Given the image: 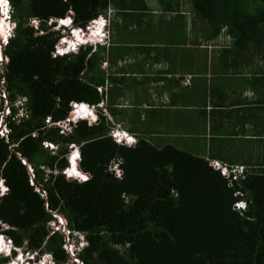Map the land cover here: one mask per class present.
Listing matches in <instances>:
<instances>
[{"label":"trees","instance_id":"obj_1","mask_svg":"<svg viewBox=\"0 0 264 264\" xmlns=\"http://www.w3.org/2000/svg\"><path fill=\"white\" fill-rule=\"evenodd\" d=\"M110 2L8 0L15 25L4 46L11 112L7 139L0 137V181L7 188L0 196L1 233L17 248L50 254V264L71 258L65 232L49 224L55 215L64 219L70 241L74 233L83 236L75 252L82 264H264L263 171L243 167L233 179L185 149L180 137L157 143L147 137L149 115L144 126L137 123L139 101L127 96L133 65L117 66L125 46H113L125 42L126 25L111 26L103 43L53 55L65 35L56 19L72 12L73 25L85 28ZM189 3L213 27L211 38L225 26L231 48L264 43V0ZM18 97H25L22 117L13 106ZM72 103L94 107L97 121L78 119L67 130L45 122L66 120ZM85 111L78 107L80 115ZM117 123L132 133L131 145L113 137ZM75 147L80 170L75 152L70 172L89 174L83 181L63 173Z\"/></svg>","mask_w":264,"mask_h":264},{"label":"crops","instance_id":"obj_2","mask_svg":"<svg viewBox=\"0 0 264 264\" xmlns=\"http://www.w3.org/2000/svg\"><path fill=\"white\" fill-rule=\"evenodd\" d=\"M97 18L106 19V39L114 24L127 26L130 36L113 46H125L117 66L133 65L127 96L139 101L137 123L149 115L148 138L180 137L209 161L264 173V43L231 48L225 26L211 38L189 0H111ZM115 128L132 135L122 123Z\"/></svg>","mask_w":264,"mask_h":264},{"label":"built area","instance_id":"obj_3","mask_svg":"<svg viewBox=\"0 0 264 264\" xmlns=\"http://www.w3.org/2000/svg\"><path fill=\"white\" fill-rule=\"evenodd\" d=\"M4 2L1 3V6L2 7L4 4H8V0H2ZM6 1V3H5ZM10 6V5H9ZM0 15L1 17L0 18H4V20H7L9 21L10 23H12V28L9 29V26L7 25L5 28L6 30H8V34H7V39L12 35V30L14 28V22L13 20L11 19L10 17V11H8L7 13H2L0 12ZM32 24L34 26H37L38 24V19H32L31 20ZM96 22L95 20H92L90 21L84 29L82 28H78L76 30H74L77 34L80 35V38L82 39L83 42H87L88 40L90 41V39L88 37H85L87 35V31L91 29V26L93 25V23ZM49 23V22H48ZM93 27V26H92ZM6 32V31H5ZM63 40V41H62ZM66 41H69L67 36L65 37H61L59 42L57 43L56 47H55V50L53 52V55H61V54H64L70 50H74V49H77V46H75V41H73V44L69 45ZM88 41V42H89ZM64 42V43H63ZM70 42V41H69ZM5 46V43H4V36L2 38H0V47H4ZM0 63L2 62V50H0ZM3 75V68L1 66V69H0V107L3 109V111L1 112V118H0V137H3L4 139H7V135H8V132H9V128L7 127L6 125V121H5V118L9 115V113L11 112L10 111V102H9V99H8V92L5 91V80H4V77L2 76ZM24 101H25V97H18L14 102H13V106L15 107L16 109V116L17 117H22L23 115H25V111L23 109V104H24ZM72 110L70 112V115L68 116V118L62 122H55V123H50V120L49 118H47L45 120V122L47 124H54V125H57V126H60L62 127L63 129L67 130V129H70V122L74 123L77 119H82L84 117H87L90 122H95L97 121V117H93L91 118L90 115H91V112H94L95 113V109L94 107H91L92 109H88V112H85L83 114L82 117L80 118H73L74 115H72L73 111L76 110L77 107H81L83 104L82 103H72ZM85 106V105H84ZM86 107V106H85ZM87 109V107H86ZM113 136L116 138V140L118 142H122L121 138H120V134L119 133H116V132H113ZM134 141V138L131 137V136H127V141L126 143L127 144H131L132 142ZM124 142V141H123ZM211 164L217 168V169H220L221 170V173L225 176H228L230 173L233 175L232 178L235 179L237 175H239L242 171H243V166H228L227 164L225 163H220L219 161H212ZM114 169L116 171V174L119 175L120 174V170L118 169V167L116 166V164L114 165ZM84 178L86 177L85 174L83 175ZM4 189H7L6 187H4ZM239 205H243V204H239ZM238 206V205H237ZM56 216V215H55ZM57 217V221H54V222H50V226L54 229V230H60V231H64L65 232V236H66V244H65V248L67 250V253L70 255V260H69V263L71 264V262H74L75 264H82L76 257V250H75V246L73 244H71L72 241H70L69 237H68V230L63 227V225H65V221L62 217L60 216H56ZM58 224H55L57 223ZM62 229V230H61ZM85 244L84 242V239H83V236L81 235V246ZM46 258L48 259H51V255L50 254H46Z\"/></svg>","mask_w":264,"mask_h":264},{"label":"clouds","instance_id":"obj_4","mask_svg":"<svg viewBox=\"0 0 264 264\" xmlns=\"http://www.w3.org/2000/svg\"><path fill=\"white\" fill-rule=\"evenodd\" d=\"M9 11V3L8 4H4L3 5V7H0V12H2V13H7ZM71 13V16L69 17V16H65L64 18H62V19H56L55 20V22H56V27H57V29H60V30H63V34H65V35H63L62 37H65V36H67V38H68V40L70 41H68V44L69 45H71V44H73V41H75V46H77V49H74V50H70V51H68V52H66V53H69V52H76V51H78V49L80 48V46H82V45H86V44H97V43H103L104 41H105V30H106V19H104V21L102 22V23H100V20L98 19V18H95V19H93V20H95L96 22H94L93 23V27H91V29H90V34L89 35H92L93 36V39L92 40H88L87 42H83L82 41V39L80 38V35L79 34H77L74 30H76V29H78V28H82V27H78V26H74L73 25V23H72V18H73V14H72V12H70ZM0 17H1V15H0ZM5 17H3V18H0V27H2L3 26V19H4ZM62 21H67L66 23H61ZM82 29H84V28H82ZM96 39V41H94ZM4 43L6 44L7 43V33H5L4 34ZM65 54V53H64ZM83 104V103H82ZM83 105H85L86 107H87V112H88V109H92L90 106H88L87 104H83ZM90 116H92V117H97V115H96V113H94V112H91V115ZM78 118H80V117H78ZM82 119H88L87 117H84V118H82ZM112 132H116V133H119V131L118 130H113ZM120 134V133H119ZM113 135V134H112ZM127 136H131V137H133L132 135H129V134H123V135H121L120 134V138H121V140H122V142H119V143H125V144H127L126 143V141H127ZM114 137V136H113ZM124 141V142H123ZM118 142V141H117ZM134 142V141H133ZM132 142V143H133ZM131 143V144H132ZM131 144H127V145H131ZM50 146H52V145H50ZM78 149H77V147H75L74 148V151L73 152H71L72 154L74 153V152H76L77 153V157H78V153H79V151H77ZM72 154H70L69 155V167H67L64 171H63V173L66 175V177L67 178H71V179H80V181H83V180H85V178H82V176L80 175H78V176H72L71 177V175H69V173H68V171L72 168V164H71V161H70V156L72 155ZM76 157V158H77ZM220 163H222V162H220ZM78 164V163H77ZM239 166V165H238ZM78 173H80L79 171H77ZM81 174L82 175H84V174H87V173H82L81 172ZM86 179H87V177H86ZM4 187H5V185L3 184V182L2 181H0V196L1 195H3L5 192H7V189H4ZM1 188H3V190L1 189ZM0 226L1 227H4L1 223H0ZM0 237L1 238H4V239H2V242H1V244H0V257H6V258H8V261L11 259V258H13V257H15L16 255H21V252L20 251H24V253L25 254H28V255H30V256H35L36 257V259L38 258V259H40L41 257H44L46 260H47V264H50L51 263V260L50 259H48V258H46V254H43V255H38L36 252H29V251H25L23 248H17L13 243H12V241H11V239L10 238H8L6 235H4L3 233H1L0 232ZM6 240V241H5ZM76 248H75V250L77 251V250H79L80 249V246L81 245H79V243L78 244H73ZM84 245V244H83ZM82 245V246H83ZM13 252H15V255L13 254ZM17 252H18V254H17ZM34 257V258H35ZM31 259H33V257L31 258ZM8 261L7 262H3V263H0V264H6V263H8ZM9 264V263H8Z\"/></svg>","mask_w":264,"mask_h":264},{"label":"rangeland","instance_id":"obj_5","mask_svg":"<svg viewBox=\"0 0 264 264\" xmlns=\"http://www.w3.org/2000/svg\"><path fill=\"white\" fill-rule=\"evenodd\" d=\"M2 2H4V1H2V0H0V6H1V3ZM5 3H6V1H5ZM3 7V6H2ZM9 11H10V6H9ZM195 12V11H194ZM200 19H203V18H200ZM61 23H66V21H62ZM9 26V29L10 28H12V23H10L9 21H7V20H4L3 19V26L2 27H0V38H2L3 36H4V34L5 33H7L8 32V30H6V26ZM93 26V25H92ZM91 26V27H92ZM6 31V32H5ZM61 32H63V30H61ZM90 30H88L87 31V35L85 36V37H88L90 40H92L93 39V36L92 35H89L90 33ZM8 34V33H7ZM63 41V40H62ZM94 41H96V39L94 40ZM67 43H68V41H66ZM64 43V42H63ZM0 50H1V47H0ZM3 59V58H2ZM103 65H104V63H103ZM1 66H2V62L0 63V69H1ZM100 106H102V104H100ZM5 111V110H4ZM3 111V112H4ZM6 112V111H5ZM86 112V111H85ZM83 116V115H82ZM79 117V116H78ZM78 117H76L75 115L73 116V118L72 119H74V118H78ZM91 118H93L92 116H90ZM78 120V119H77ZM114 135V134H113ZM49 149H51L50 147H48ZM74 151V148H72L71 150H70V153H69V155L70 154H72L71 152H73ZM75 153V152H74ZM73 153V154H74ZM71 157V156H70ZM70 161H71V159H70ZM78 167V166H77ZM79 169V168H78ZM68 173H69V175H72L71 174V172H70V170L68 171ZM79 174V173H78ZM73 176V175H72ZM71 176V177H72ZM74 176L76 177V176H78L77 175V172H74ZM80 176V175H79ZM82 178H84V177H82ZM80 180V179H79ZM2 190H3V188H1ZM56 216H58V215H56ZM55 224H58V222L57 223H55ZM54 228V227H53ZM62 230V229H61ZM1 232V231H0ZM74 236L73 237H75L74 239H78L77 241L76 240H72V242H71V244H77V243H79V245H81V235L80 234H77V233H74L73 234ZM2 239H4V238H1L0 237V244H1V242H2ZM6 241V240H5ZM76 248V247H75ZM21 252V255H16L15 257H13V258H11L9 261H8V263L9 264H47V260L44 258V257H41L40 259H36V257L35 256H30V255H28V254H25L24 253V251H20ZM17 254H18V252H17ZM33 257V259H31ZM35 257V258H34ZM8 263H6V264H8ZM70 264V263H69Z\"/></svg>","mask_w":264,"mask_h":264},{"label":"water","instance_id":"obj_6","mask_svg":"<svg viewBox=\"0 0 264 264\" xmlns=\"http://www.w3.org/2000/svg\"><path fill=\"white\" fill-rule=\"evenodd\" d=\"M67 16L70 17L71 13H68ZM1 50H2V56H3V60H2L3 76H4V80L6 81V77L5 76H6V62H7V58H6L5 53H4V47H1ZM4 89H5V91H7L6 87ZM78 161H79V159L77 160V163H78ZM85 176L88 178L89 174H85ZM68 179H71V178H68Z\"/></svg>","mask_w":264,"mask_h":264},{"label":"bare ground","instance_id":"obj_7","mask_svg":"<svg viewBox=\"0 0 264 264\" xmlns=\"http://www.w3.org/2000/svg\"><path fill=\"white\" fill-rule=\"evenodd\" d=\"M0 55H1V54H0ZM75 111H76V112H75V116H76V117H78V116H79V117H82V115H80V113L78 112V107L76 108ZM77 166H78V164H77ZM72 175H73V174H72ZM72 175H71V176H72ZM73 176H74V175H73Z\"/></svg>","mask_w":264,"mask_h":264},{"label":"snow or ice","instance_id":"obj_8","mask_svg":"<svg viewBox=\"0 0 264 264\" xmlns=\"http://www.w3.org/2000/svg\"><path fill=\"white\" fill-rule=\"evenodd\" d=\"M0 134H2V133H0ZM77 175H79V174L77 173ZM85 179H86V177H85Z\"/></svg>","mask_w":264,"mask_h":264}]
</instances>
